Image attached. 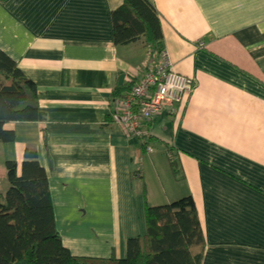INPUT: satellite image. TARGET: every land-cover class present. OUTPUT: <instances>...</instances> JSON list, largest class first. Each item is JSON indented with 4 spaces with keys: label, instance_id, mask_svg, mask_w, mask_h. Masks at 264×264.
<instances>
[{
    "label": "crops",
    "instance_id": "1",
    "mask_svg": "<svg viewBox=\"0 0 264 264\" xmlns=\"http://www.w3.org/2000/svg\"><path fill=\"white\" fill-rule=\"evenodd\" d=\"M165 52L191 87L140 140L116 121L115 88L155 67L144 40L113 41L122 0H0V49L37 86L43 122H13L2 165L37 154L56 229L74 256L124 259L145 212L192 198L201 264H264V0H150ZM175 160L173 167L170 162Z\"/></svg>",
    "mask_w": 264,
    "mask_h": 264
},
{
    "label": "trees",
    "instance_id": "2",
    "mask_svg": "<svg viewBox=\"0 0 264 264\" xmlns=\"http://www.w3.org/2000/svg\"><path fill=\"white\" fill-rule=\"evenodd\" d=\"M113 41L127 46L144 40L158 59L165 52L160 18L150 0H122L111 12ZM132 85L115 88L113 102L126 97ZM37 103V86L17 62L0 49V143L15 141L13 122H43ZM144 132L138 138L142 153L153 138ZM171 165L175 166L172 155ZM8 189L0 195V264H201L205 238L193 199L146 208V231L127 242L124 259L78 257L63 245L56 229L48 175L37 154L25 149L24 160L5 163Z\"/></svg>",
    "mask_w": 264,
    "mask_h": 264
},
{
    "label": "built area",
    "instance_id": "3",
    "mask_svg": "<svg viewBox=\"0 0 264 264\" xmlns=\"http://www.w3.org/2000/svg\"><path fill=\"white\" fill-rule=\"evenodd\" d=\"M191 87L190 78L176 72L175 66L163 52L155 67L135 83L129 94L117 101L116 121L128 135L139 138L142 126L163 110L173 114Z\"/></svg>",
    "mask_w": 264,
    "mask_h": 264
},
{
    "label": "rangeland",
    "instance_id": "4",
    "mask_svg": "<svg viewBox=\"0 0 264 264\" xmlns=\"http://www.w3.org/2000/svg\"><path fill=\"white\" fill-rule=\"evenodd\" d=\"M8 128V125L6 126ZM6 144H1L0 147H4ZM4 151H0V195L4 196L6 194V191L8 189V182L6 178V169L5 164L4 166L1 163L2 157H3ZM24 159L20 160L18 163H21Z\"/></svg>",
    "mask_w": 264,
    "mask_h": 264
}]
</instances>
